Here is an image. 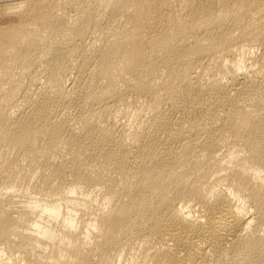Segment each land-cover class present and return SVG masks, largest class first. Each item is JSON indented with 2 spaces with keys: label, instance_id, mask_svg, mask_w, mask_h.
Segmentation results:
<instances>
[{
  "label": "bare ground",
  "instance_id": "bare-ground-1",
  "mask_svg": "<svg viewBox=\"0 0 264 264\" xmlns=\"http://www.w3.org/2000/svg\"><path fill=\"white\" fill-rule=\"evenodd\" d=\"M0 264H264V0H0Z\"/></svg>",
  "mask_w": 264,
  "mask_h": 264
}]
</instances>
